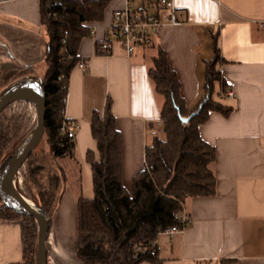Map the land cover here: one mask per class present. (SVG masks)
<instances>
[{
	"label": "crops",
	"instance_id": "crops-1",
	"mask_svg": "<svg viewBox=\"0 0 264 264\" xmlns=\"http://www.w3.org/2000/svg\"><path fill=\"white\" fill-rule=\"evenodd\" d=\"M41 3L0 0V70L31 67L44 73L47 33ZM173 3L181 23L161 26L152 49L138 48L131 57L119 43L109 55L100 49L115 11L122 10L126 0L110 1L104 19L91 24L90 34L81 41L79 56L87 68L84 72L76 67L68 83L64 114L78 122V128L73 155L60 160L67 182L47 241L48 264H81L77 244H71L77 236L78 198L93 196L86 157L92 150L99 159L90 128L93 112H102L107 98L112 99L122 141V182L131 190L133 177L146 167V147L162 128L164 99L149 77L152 58L158 49L168 54L182 84L181 95L193 108L203 97L205 63L214 56L215 37L225 59L220 71L236 95L220 100L216 84L215 99L234 111L226 118L212 112L200 127L202 139L217 153L216 194L187 200L191 223L172 241L159 236V256L163 264H264V0ZM131 4L157 11L151 0ZM72 223L76 225L70 231ZM24 240L22 219L0 218V264L22 262Z\"/></svg>",
	"mask_w": 264,
	"mask_h": 264
},
{
	"label": "trees",
	"instance_id": "trees-1",
	"mask_svg": "<svg viewBox=\"0 0 264 264\" xmlns=\"http://www.w3.org/2000/svg\"><path fill=\"white\" fill-rule=\"evenodd\" d=\"M112 0H42V24L47 33V49L43 74L31 67L0 70V97L18 83L40 81L46 92L45 148L34 151L25 163L23 185L26 195L47 216L52 228L66 189L67 173L61 159L73 155L75 143L63 130L65 98L69 79L78 67L83 38L90 25L105 17ZM214 56L205 63L203 97L189 108L181 95L182 84L170 67L168 54L158 49L152 58L149 77L155 91L163 97L161 126L146 147V167L132 179V189L122 182V141L116 127L112 99L107 98L102 112L95 111L90 122L97 142L99 159L87 151L92 171V197L78 198L76 257L81 264H163L159 256V236L179 225L182 205L190 198L216 194L213 165L216 150L200 134V127L212 112L225 118L234 109L224 105L229 84L220 65L225 62L219 52L217 38ZM220 84L219 99L214 97ZM26 102L12 104L0 113V170L9 162L32 127ZM0 207V218L24 221L22 262L36 264L39 232L34 217L24 216Z\"/></svg>",
	"mask_w": 264,
	"mask_h": 264
},
{
	"label": "water",
	"instance_id": "water-1",
	"mask_svg": "<svg viewBox=\"0 0 264 264\" xmlns=\"http://www.w3.org/2000/svg\"><path fill=\"white\" fill-rule=\"evenodd\" d=\"M17 102H26L32 105L38 117L35 125L21 142L11 161L0 170V199L10 210H14L20 215L35 218L39 232L35 255L36 264H48L47 241L51 231L49 220L44 212L40 211L37 207L34 209L25 202V200L29 199H26L15 185V179L20 170L29 159L28 157L40 146V142L45 136L47 100L46 92L40 81H25L14 86L9 92L1 96L0 113Z\"/></svg>",
	"mask_w": 264,
	"mask_h": 264
},
{
	"label": "built area",
	"instance_id": "built-area-1",
	"mask_svg": "<svg viewBox=\"0 0 264 264\" xmlns=\"http://www.w3.org/2000/svg\"><path fill=\"white\" fill-rule=\"evenodd\" d=\"M132 0H126V5L122 10L115 11L113 23L108 30L107 36L103 43L100 45V49L103 54L109 55L112 51L114 44L119 43L123 48L125 55L131 57L132 54L138 49H152L155 46V36L161 26L167 24L178 26L179 22L177 12L174 9L173 0H151V5L157 8V11H147L144 8H134L131 4ZM162 14V12H165ZM78 68L86 72L87 65L84 59H81ZM226 98H235L233 89H227ZM67 96L65 105H67ZM65 112V111H64ZM65 120L68 122L65 114ZM78 128V122L69 121L64 123L63 130L67 133V136L74 141L76 130ZM20 174V173H19ZM18 174V175H19ZM17 175V177H18ZM16 184V179H15ZM180 216V224L172 226V228L164 231L161 235H165L170 241L174 237L182 233L188 225L191 223V215L186 211L184 205H182V211Z\"/></svg>",
	"mask_w": 264,
	"mask_h": 264
},
{
	"label": "rangeland",
	"instance_id": "rangeland-1",
	"mask_svg": "<svg viewBox=\"0 0 264 264\" xmlns=\"http://www.w3.org/2000/svg\"><path fill=\"white\" fill-rule=\"evenodd\" d=\"M18 84H21V83H18ZM18 84H16V85H18ZM15 85V86H16ZM6 94V93H5ZM5 94H3V95H5ZM2 95V96H3ZM14 104H17V103H14ZM28 110H29V115H30V117H31V120H30V123H29V127H32V126H34L35 125V123H36V120H37V117H38V115L36 114V110H35V108L32 106V105H29L28 106ZM46 147V145L44 144V138H43V140L40 142V146L36 149V150H39L40 151V149H43V148H45ZM35 150V151H36ZM20 174L18 175V177H16V184L15 185H17V186H19V188H21V191L24 193V195H26V188L24 187V185H23V181H24V175H25V165H24V167L20 170V172H19ZM16 186V187H17ZM19 190V189H18ZM20 192V191H19ZM21 193V192H20ZM27 199V198H26ZM3 204L0 202V207L2 206ZM36 206V205H35ZM37 207V206H36ZM71 226L69 227V229H70V231H72V230H74L75 229V225H74V223H72V224H70ZM71 237L72 236H74V234L73 233H71V235H70ZM70 237V238H71ZM73 241H74V243H73ZM72 241V243L73 244H71V247L73 248V247H75V240H73Z\"/></svg>",
	"mask_w": 264,
	"mask_h": 264
},
{
	"label": "bare ground",
	"instance_id": "bare-ground-1",
	"mask_svg": "<svg viewBox=\"0 0 264 264\" xmlns=\"http://www.w3.org/2000/svg\"><path fill=\"white\" fill-rule=\"evenodd\" d=\"M25 202L30 205L31 207H33L34 209L36 208L35 204L33 202H31L30 200H25Z\"/></svg>",
	"mask_w": 264,
	"mask_h": 264
}]
</instances>
